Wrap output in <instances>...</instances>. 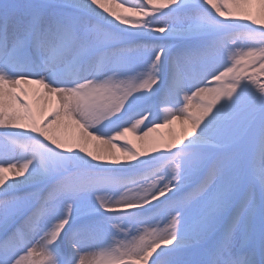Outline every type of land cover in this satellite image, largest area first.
I'll return each mask as SVG.
<instances>
[{"label": "snow or ice", "instance_id": "1", "mask_svg": "<svg viewBox=\"0 0 264 264\" xmlns=\"http://www.w3.org/2000/svg\"><path fill=\"white\" fill-rule=\"evenodd\" d=\"M0 264H264V0H0Z\"/></svg>", "mask_w": 264, "mask_h": 264}, {"label": "bare ground", "instance_id": "2", "mask_svg": "<svg viewBox=\"0 0 264 264\" xmlns=\"http://www.w3.org/2000/svg\"><path fill=\"white\" fill-rule=\"evenodd\" d=\"M161 131H166V130H161Z\"/></svg>", "mask_w": 264, "mask_h": 264}]
</instances>
